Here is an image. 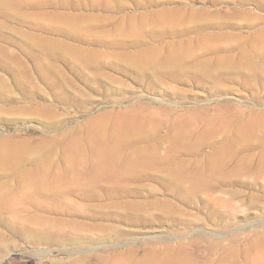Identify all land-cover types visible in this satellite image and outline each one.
Returning a JSON list of instances; mask_svg holds the SVG:
<instances>
[{
	"label": "rangeland",
	"instance_id": "obj_1",
	"mask_svg": "<svg viewBox=\"0 0 264 264\" xmlns=\"http://www.w3.org/2000/svg\"><path fill=\"white\" fill-rule=\"evenodd\" d=\"M0 264H264V0H0Z\"/></svg>",
	"mask_w": 264,
	"mask_h": 264
},
{
	"label": "bare ground",
	"instance_id": "obj_2",
	"mask_svg": "<svg viewBox=\"0 0 264 264\" xmlns=\"http://www.w3.org/2000/svg\"><path fill=\"white\" fill-rule=\"evenodd\" d=\"M155 57L156 56L151 55V53H150V55L146 54V56L138 57V60L142 63V66L148 67L146 69H150L151 66L152 67H158V65H159V60H157L159 56L156 58ZM166 58H165L166 61L164 62V64L167 66L168 70H175V69L183 68L185 61H184V58L182 56H180V54H170ZM162 62H163V60H161V63ZM207 70L208 69L206 68V66H204V65L201 66L200 71L207 72Z\"/></svg>",
	"mask_w": 264,
	"mask_h": 264
}]
</instances>
